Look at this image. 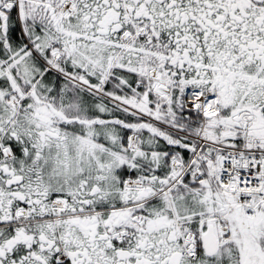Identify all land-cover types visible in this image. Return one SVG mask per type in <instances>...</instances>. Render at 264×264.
<instances>
[{
  "label": "snow or ice",
  "instance_id": "snow-or-ice-1",
  "mask_svg": "<svg viewBox=\"0 0 264 264\" xmlns=\"http://www.w3.org/2000/svg\"><path fill=\"white\" fill-rule=\"evenodd\" d=\"M0 264H264V0H0Z\"/></svg>",
  "mask_w": 264,
  "mask_h": 264
}]
</instances>
